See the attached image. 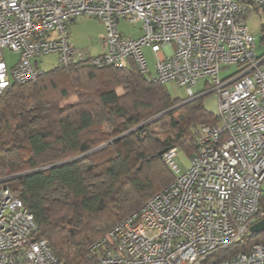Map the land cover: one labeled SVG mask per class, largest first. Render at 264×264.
Instances as JSON below:
<instances>
[{
  "label": "built area",
  "instance_id": "obj_1",
  "mask_svg": "<svg viewBox=\"0 0 264 264\" xmlns=\"http://www.w3.org/2000/svg\"><path fill=\"white\" fill-rule=\"evenodd\" d=\"M264 0H0V95L44 72L32 57L56 64L121 66L131 59L150 81L215 92L216 124L203 125L187 167L179 149L163 160L173 180L91 244L95 264H264V242L217 259L214 253L251 234L264 216V54L255 52L243 10ZM100 20L104 51L74 47L70 22ZM140 23L126 36L122 22ZM19 52L8 71L2 48ZM153 55L152 76L145 50ZM237 67L220 76L221 68ZM0 171V264H56L33 214Z\"/></svg>",
  "mask_w": 264,
  "mask_h": 264
},
{
  "label": "trees",
  "instance_id": "obj_2",
  "mask_svg": "<svg viewBox=\"0 0 264 264\" xmlns=\"http://www.w3.org/2000/svg\"><path fill=\"white\" fill-rule=\"evenodd\" d=\"M205 94L174 98L131 59L121 66L56 64L4 89L0 171L11 176L4 183L33 214L56 264H95L91 244L173 180L159 151L176 147L194 155L200 128L218 121L203 105ZM46 150L57 162L42 169L38 156ZM12 151L16 165L7 159ZM102 175L106 185L92 192L87 177ZM257 242H264V231L213 255L226 258Z\"/></svg>",
  "mask_w": 264,
  "mask_h": 264
},
{
  "label": "rangeland",
  "instance_id": "obj_3",
  "mask_svg": "<svg viewBox=\"0 0 264 264\" xmlns=\"http://www.w3.org/2000/svg\"><path fill=\"white\" fill-rule=\"evenodd\" d=\"M140 26V23L136 24H129L126 22L121 23V31L126 36H133L135 32L137 31L138 27ZM73 32L69 34L70 41L75 42L78 46L81 48H87L89 50V53L91 55H97L104 51V48L102 46V35L105 32V28L103 23L98 20L95 17L83 15L77 17L72 22ZM137 35V34H135ZM147 53V52H146ZM2 54L3 58L6 62V65L8 67V71H10L11 67L15 65V63L20 58L19 52H14L9 50L8 48L4 47L2 48ZM152 54H147V59L149 62V68L151 70L152 76L155 74L154 69V59ZM32 61L37 63L38 66L42 70H48L56 65V54L51 53L48 55H41L40 57H32ZM237 69L236 66L231 65L230 67L221 68L220 70V76L223 77L226 74L232 73ZM165 87L167 88V91L169 94L174 98H180V99H188L190 94H194L197 91H200L204 88L203 83L200 81L196 87L194 88H187V87H180L174 84L173 82H168L165 84ZM202 102L204 107L213 112L214 114H217V100H216V94L215 92H207L202 98ZM154 129L156 131H161L164 126L161 123H154L153 124ZM131 151H133V148L131 147ZM189 158L184 151L179 149L178 155H177V162L181 167H187L189 164ZM8 161L16 165L18 164L19 157L18 154L15 151L9 152L7 154ZM38 161L42 167L46 165L55 164L56 156L52 150H46L45 152L41 153L38 156ZM87 181L91 184V191L95 192L98 190H101L107 183V179L105 176H88ZM264 231V230H263Z\"/></svg>",
  "mask_w": 264,
  "mask_h": 264
},
{
  "label": "crops",
  "instance_id": "obj_4",
  "mask_svg": "<svg viewBox=\"0 0 264 264\" xmlns=\"http://www.w3.org/2000/svg\"><path fill=\"white\" fill-rule=\"evenodd\" d=\"M243 17L248 31L254 36L256 54L263 55L264 54V10L257 5L248 4L243 10ZM73 21H71L69 25V34L72 33L74 30L72 27ZM135 34H137V31L135 32ZM71 44L74 47L81 48L76 44V41L71 42ZM81 49H85V48H81ZM145 51L147 52L146 54L148 53L151 54L149 50L146 49Z\"/></svg>",
  "mask_w": 264,
  "mask_h": 264
},
{
  "label": "water",
  "instance_id": "obj_5",
  "mask_svg": "<svg viewBox=\"0 0 264 264\" xmlns=\"http://www.w3.org/2000/svg\"><path fill=\"white\" fill-rule=\"evenodd\" d=\"M164 152V150L159 151L160 154H162ZM54 164L51 165H46L44 167H41L42 169H46L48 167L53 166ZM264 230V216L262 219L258 220L256 223H254L251 227H250V231L253 234H257L260 233L261 231Z\"/></svg>",
  "mask_w": 264,
  "mask_h": 264
}]
</instances>
